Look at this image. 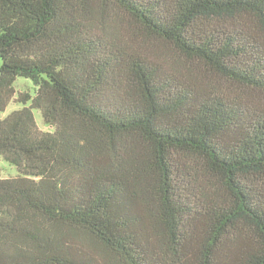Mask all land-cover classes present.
Listing matches in <instances>:
<instances>
[{
    "label": "trees",
    "instance_id": "16d2710c",
    "mask_svg": "<svg viewBox=\"0 0 264 264\" xmlns=\"http://www.w3.org/2000/svg\"><path fill=\"white\" fill-rule=\"evenodd\" d=\"M0 156V264H264V0H0Z\"/></svg>",
    "mask_w": 264,
    "mask_h": 264
},
{
    "label": "rangeland",
    "instance_id": "374dc122",
    "mask_svg": "<svg viewBox=\"0 0 264 264\" xmlns=\"http://www.w3.org/2000/svg\"><path fill=\"white\" fill-rule=\"evenodd\" d=\"M113 15L117 24H121L120 27L123 31V36L126 41H129L133 46L142 50L144 53L153 57L162 58L167 64L172 67H177L184 73H194L198 77L211 79L209 73L205 71V68L197 63H192L185 57L179 55L176 51L165 45L164 43L154 38L147 37L140 31L139 26L131 20V18L120 10H114ZM17 96L14 102L10 104L3 117H6L11 112L18 110L22 107L17 102L24 93L34 95L35 87L33 83L24 78H18L15 83ZM34 114L38 123V126L43 131H51L52 129L45 125L42 114L39 110H34ZM19 176V172L16 167L6 162L2 156H0V178H16Z\"/></svg>",
    "mask_w": 264,
    "mask_h": 264
}]
</instances>
